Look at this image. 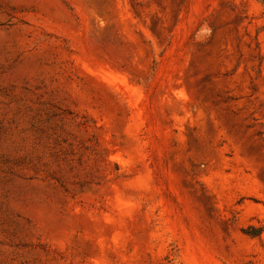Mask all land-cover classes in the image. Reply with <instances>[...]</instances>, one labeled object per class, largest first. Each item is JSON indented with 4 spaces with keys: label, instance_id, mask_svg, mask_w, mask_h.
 <instances>
[{
    "label": "rangeland",
    "instance_id": "obj_1",
    "mask_svg": "<svg viewBox=\"0 0 264 264\" xmlns=\"http://www.w3.org/2000/svg\"><path fill=\"white\" fill-rule=\"evenodd\" d=\"M0 264H264V4L0 0Z\"/></svg>",
    "mask_w": 264,
    "mask_h": 264
},
{
    "label": "trees",
    "instance_id": "obj_2",
    "mask_svg": "<svg viewBox=\"0 0 264 264\" xmlns=\"http://www.w3.org/2000/svg\"><path fill=\"white\" fill-rule=\"evenodd\" d=\"M259 2H261L262 4H264V0H258Z\"/></svg>",
    "mask_w": 264,
    "mask_h": 264
}]
</instances>
